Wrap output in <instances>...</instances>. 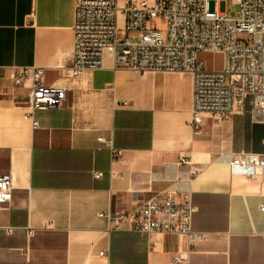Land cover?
<instances>
[{
    "label": "crops",
    "instance_id": "crops-1",
    "mask_svg": "<svg viewBox=\"0 0 264 264\" xmlns=\"http://www.w3.org/2000/svg\"><path fill=\"white\" fill-rule=\"evenodd\" d=\"M73 20L74 0H0V175L12 182L0 264H172L185 236L114 231L109 219L160 192H189L192 228L206 234L187 264H264V179L228 167L237 152L264 153L249 102L194 131L187 73L114 67L105 52L102 69L73 79ZM14 65L43 67L46 83L65 89L33 113L37 126L24 117L31 80L14 87ZM111 149L121 152L114 164Z\"/></svg>",
    "mask_w": 264,
    "mask_h": 264
},
{
    "label": "built area",
    "instance_id": "built-area-1",
    "mask_svg": "<svg viewBox=\"0 0 264 264\" xmlns=\"http://www.w3.org/2000/svg\"><path fill=\"white\" fill-rule=\"evenodd\" d=\"M122 1V7L119 2ZM233 15L222 12L220 0H74L73 49L70 76L104 67L108 52L114 62L138 73H187L191 76V120L194 131L205 115L223 120L250 105L254 122L264 123V0H232ZM165 25L166 35L155 24ZM217 55L209 66L201 57ZM14 87L31 80L24 117L57 106L65 89L48 85L45 69L37 65L10 67ZM102 140V139H99ZM121 152L111 149V163ZM180 163H189L181 158ZM232 175L264 179V153L240 151L228 163ZM111 177L119 176L110 170ZM95 179L102 171H93ZM10 174L0 175V204L11 199ZM189 192L154 194L135 209L109 216L114 231L179 234L187 239V253L172 264H187V255L206 234L192 228L195 212ZM264 211V204L260 206ZM9 231V229H8ZM32 230L28 229V236ZM105 254L101 252L100 255Z\"/></svg>",
    "mask_w": 264,
    "mask_h": 264
},
{
    "label": "rangeland",
    "instance_id": "rangeland-1",
    "mask_svg": "<svg viewBox=\"0 0 264 264\" xmlns=\"http://www.w3.org/2000/svg\"><path fill=\"white\" fill-rule=\"evenodd\" d=\"M122 4H123L122 1H120L119 7H122ZM219 8L222 12H226L228 15H233L238 9L237 5L234 4L232 0H220ZM155 24L162 30L163 34L166 35V31H165L166 29L164 23L162 22L157 23V21H155ZM201 57L206 61V63L209 66L213 64V61L216 62L219 59L217 55H211L207 53L202 54Z\"/></svg>",
    "mask_w": 264,
    "mask_h": 264
}]
</instances>
